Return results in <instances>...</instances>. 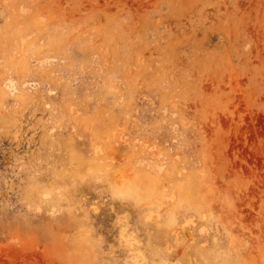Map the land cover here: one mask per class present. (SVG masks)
<instances>
[{"label":"clouds","instance_id":"obj_1","mask_svg":"<svg viewBox=\"0 0 264 264\" xmlns=\"http://www.w3.org/2000/svg\"><path fill=\"white\" fill-rule=\"evenodd\" d=\"M159 7L177 17L178 31L191 25L194 44L159 53L139 85L123 83L139 106L150 96L153 107L168 109L172 147L186 132L196 171L182 188L169 187L139 165L147 157L133 137L121 142L86 127L67 105L62 119L42 115L29 89L9 92L7 82L21 73L0 63V223L34 230L43 246H26L27 255L10 264H133L137 250V264H242V245L227 238L229 229L243 235L242 218L253 228L259 219L264 252V0H163ZM107 72L123 76L126 68ZM210 211L213 222L201 232ZM127 237L138 244L129 249Z\"/></svg>","mask_w":264,"mask_h":264},{"label":"rangeland","instance_id":"obj_2","mask_svg":"<svg viewBox=\"0 0 264 264\" xmlns=\"http://www.w3.org/2000/svg\"><path fill=\"white\" fill-rule=\"evenodd\" d=\"M161 3L163 0H143V4L136 0H0V63H10L21 73L19 79L7 82L11 94L27 88L43 104L42 115L59 114L62 119L67 105L86 127L111 131L121 142L133 137L147 157L139 165L168 178L169 187L182 188L198 165L193 142L181 132L184 143L173 149L177 132L175 125L168 127V109L153 107L150 96L139 106L137 95L126 91L123 83L126 79L139 85L145 70H151V62L159 63V53L194 44L191 25L178 31L177 17L169 16L167 8L159 7ZM114 64H124L126 74L106 73ZM239 118L243 121V114ZM89 144L100 151L91 138ZM253 207L259 213V206ZM214 216L210 211L201 232L207 233ZM240 233L243 235L229 229L227 238L242 245V264H261L259 219L253 228L242 218ZM73 239L80 243L82 237L77 233ZM125 242L129 249L138 244L133 237ZM26 246L29 251H43L34 230L23 231L19 226L5 230L0 223V264L24 258ZM140 255L138 250L132 254L133 264Z\"/></svg>","mask_w":264,"mask_h":264}]
</instances>
